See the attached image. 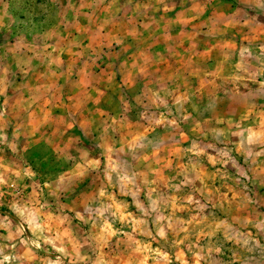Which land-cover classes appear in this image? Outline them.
<instances>
[{
  "label": "clouds",
  "instance_id": "obj_1",
  "mask_svg": "<svg viewBox=\"0 0 264 264\" xmlns=\"http://www.w3.org/2000/svg\"><path fill=\"white\" fill-rule=\"evenodd\" d=\"M234 4L180 49L158 0H0V264H264V0Z\"/></svg>",
  "mask_w": 264,
  "mask_h": 264
},
{
  "label": "rangeland",
  "instance_id": "obj_2",
  "mask_svg": "<svg viewBox=\"0 0 264 264\" xmlns=\"http://www.w3.org/2000/svg\"><path fill=\"white\" fill-rule=\"evenodd\" d=\"M172 3L176 4V7H172ZM196 4H199V0H158V7H156L154 10H149L150 15H154L157 20H160L161 18H164V20L161 21V25H163L164 21H169V35L175 39V38H180V43L179 47L180 49H183L184 47L187 46L188 42L191 41L194 37V33L192 31V26L195 24H198L201 20L206 19L211 15V10L210 9H204L202 14L199 13V9L196 7ZM224 6L226 9L228 8H234V0H224ZM187 9V11H185ZM179 13H183V15H179ZM88 24V21L82 20L80 23V26L78 28H73L70 29L72 36H80V35H85L86 38L83 41V44L86 46L89 43H93V46L97 43L96 41L92 40L90 36L87 35L89 29H87L85 26ZM107 31V29H105ZM64 35H68L67 32L64 33ZM72 37H69V40ZM129 43H133L131 38H129ZM168 43H172V41H168ZM165 45L164 43L157 44L153 51L156 52H162L164 51ZM107 49H105L106 51ZM118 51V49H117ZM80 52V46L79 45H73L70 48H61L59 52V59L63 63L64 61H71L72 64H77L78 59H77V54ZM210 55L213 54V51H210ZM124 60V56H118V57H113L111 62L114 63H120ZM109 59L107 57L104 58V62L99 64V67L95 68L94 71L96 73H99L102 68H106ZM120 76L117 74L116 76V82L119 83ZM90 87V84L88 83L87 80H84L81 84V88H88ZM96 95H99L101 99L97 100L96 103L99 104L102 108V112L100 113L101 115H104L107 111L108 108L114 107L116 103H118V96L113 93V90L111 88L105 90L103 85H101L98 90ZM111 97L113 104L112 105H107L104 103V98ZM2 102V101H0ZM75 102V101H73ZM44 112L42 115L45 118V126L48 124H51L53 127L50 129V131L55 130V128L58 126L63 129V123H67L66 121H63L59 125L56 123V118H60L61 121L63 120V115L65 114V109L61 107V105H67L69 103L68 101V96L65 94L64 90L61 89V91L54 97L53 99H48L45 100L44 102ZM80 107L83 108H93L92 103L88 104H80ZM85 116H87V112L84 113ZM69 134H75V135H80L81 138H83V134L80 131L79 127L75 124H73L69 130L68 133L65 135ZM185 136V144L184 145H178L176 146L175 152L178 153L179 149L183 146H186L188 143V133L184 134ZM7 155L10 157L11 152L8 151ZM164 163L169 164L170 166L174 164V160L171 158H167L163 161ZM2 171V170H0ZM28 191H31V189H28ZM223 193L228 198H231V193L227 189H221ZM261 192H264V189H261ZM7 211V209H5ZM125 216H128V212L124 213ZM67 238V237H66ZM141 241V247H143L144 243H148L147 238L143 237H137ZM152 248H155V244H151ZM107 251V249L105 250ZM144 255L147 256V259L145 261V264H153V261L151 259V254L150 253H144ZM171 258V257H170ZM186 260H188V257H185ZM175 264H178V262H175ZM189 264H191V261L189 260Z\"/></svg>",
  "mask_w": 264,
  "mask_h": 264
}]
</instances>
